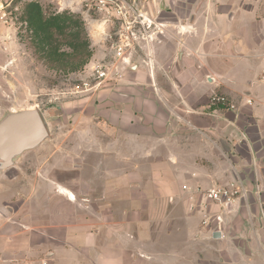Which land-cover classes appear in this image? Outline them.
I'll list each match as a JSON object with an SVG mask.
<instances>
[{"label":"crops","instance_id":"obj_1","mask_svg":"<svg viewBox=\"0 0 264 264\" xmlns=\"http://www.w3.org/2000/svg\"><path fill=\"white\" fill-rule=\"evenodd\" d=\"M153 2L164 34L122 92L100 87L86 154L56 152L25 199L0 174V264H264V19L250 0ZM230 182L229 207L196 193Z\"/></svg>","mask_w":264,"mask_h":264},{"label":"rangeland","instance_id":"obj_2","mask_svg":"<svg viewBox=\"0 0 264 264\" xmlns=\"http://www.w3.org/2000/svg\"><path fill=\"white\" fill-rule=\"evenodd\" d=\"M72 1L25 0L19 6L18 20L12 25H4L0 22V122L9 115L11 108H17L18 111L35 108L40 111L49 132L48 138L42 145L35 150L23 153L15 159L12 167L0 173L12 180L9 187L10 194L17 193L23 199L27 196L31 181L44 175L45 166L54 162L56 152H58L57 157L64 160L68 156L65 150H72V156L79 160L81 154H86L85 151H88L85 139L93 136L101 127L94 117H89L94 115L96 96L100 90V88H92L95 82L90 76L89 68L95 61L104 58L110 60V44L100 40L98 32L102 30L101 26L87 21L86 8L78 3L80 0L69 4ZM250 1L257 3L255 7L257 21L264 19V0ZM29 3L38 4L45 17L66 13L80 18L81 39L87 41L91 52L90 58L82 67L73 69L78 61L77 57L71 55L69 30L63 35L55 34L51 43L47 45L40 30H35L28 24L25 9ZM151 5L155 12L161 13L165 10L163 6L156 7L154 2ZM89 15L93 19L98 16L93 11ZM159 41L155 39V42ZM149 49L150 44L147 47L140 45V48H136L137 51L133 53L129 64L141 61L140 57L147 56ZM52 51L63 56L52 54ZM124 69V72L131 70L128 67ZM111 89L112 94L122 92L117 84ZM70 158H66L67 162H65L66 159L62 162L63 168L69 165V161L72 162V157ZM143 202L144 207L146 203ZM10 203H13V199ZM157 204L153 202V206H157L158 210L152 218L154 226H157V234L162 236L159 230L163 227L162 224L166 226L168 214L165 212L163 216L164 212L160 210L162 205ZM169 205L174 207L176 204L169 203ZM182 206L183 204L180 203L176 207L181 209ZM186 206L188 207V204ZM199 208L197 206V209ZM205 217L212 218L210 215ZM165 240L167 241V238ZM167 250L168 258L159 260L167 261L171 257L175 258L176 247L170 246L165 249L166 252ZM202 252L207 255L208 250L202 249ZM187 257L185 263L192 264L193 259Z\"/></svg>","mask_w":264,"mask_h":264},{"label":"built area","instance_id":"obj_3","mask_svg":"<svg viewBox=\"0 0 264 264\" xmlns=\"http://www.w3.org/2000/svg\"><path fill=\"white\" fill-rule=\"evenodd\" d=\"M25 0H0V22L12 25L20 16L19 6ZM73 0L69 4H72ZM153 0H80V5L86 8L85 17L94 25L101 26L100 40L110 44L109 58L91 63L90 76L94 80L92 88H100L106 84L116 85L122 78L124 68L133 69L135 64L129 61L136 48L147 47L163 34L162 25L158 22L159 13L152 9ZM97 18H90V12ZM211 105H221L233 109L226 97L214 95L210 98ZM206 202L223 207L231 206L242 194V188L237 182L224 185H213L196 192ZM212 218L205 217L202 225L209 226ZM218 221V218H217Z\"/></svg>","mask_w":264,"mask_h":264},{"label":"water","instance_id":"obj_4","mask_svg":"<svg viewBox=\"0 0 264 264\" xmlns=\"http://www.w3.org/2000/svg\"><path fill=\"white\" fill-rule=\"evenodd\" d=\"M48 136L44 119L37 109L28 108L7 115L0 122V172L12 167L23 153L37 149Z\"/></svg>","mask_w":264,"mask_h":264},{"label":"trees","instance_id":"obj_5","mask_svg":"<svg viewBox=\"0 0 264 264\" xmlns=\"http://www.w3.org/2000/svg\"><path fill=\"white\" fill-rule=\"evenodd\" d=\"M26 20L35 30H40L45 44L49 45L55 34L63 35L67 30L70 33V47L72 56L77 57V63L73 69L82 67L90 58L91 52L87 41H82V22L79 17L70 14H51L45 17L42 9L36 3H29L26 7ZM57 54L53 52L52 54ZM57 55L63 56L58 53Z\"/></svg>","mask_w":264,"mask_h":264},{"label":"bare ground","instance_id":"obj_6","mask_svg":"<svg viewBox=\"0 0 264 264\" xmlns=\"http://www.w3.org/2000/svg\"><path fill=\"white\" fill-rule=\"evenodd\" d=\"M17 112H19V111L17 110V108H11V109H10V113H9V115H14V114H16Z\"/></svg>","mask_w":264,"mask_h":264}]
</instances>
